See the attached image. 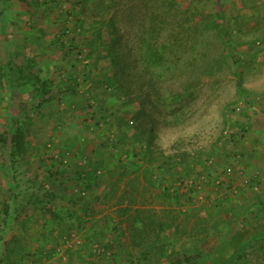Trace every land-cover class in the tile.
I'll use <instances>...</instances> for the list:
<instances>
[{"label": "rangeland", "instance_id": "374dc122", "mask_svg": "<svg viewBox=\"0 0 264 264\" xmlns=\"http://www.w3.org/2000/svg\"><path fill=\"white\" fill-rule=\"evenodd\" d=\"M260 215L264 0H0V264H199Z\"/></svg>", "mask_w": 264, "mask_h": 264}, {"label": "trees", "instance_id": "16d2710c", "mask_svg": "<svg viewBox=\"0 0 264 264\" xmlns=\"http://www.w3.org/2000/svg\"><path fill=\"white\" fill-rule=\"evenodd\" d=\"M103 78H104V83L108 85L115 84L116 78L114 79V77L111 76L109 73L104 74ZM11 150H12V155L14 156L17 155L18 153L23 152L24 150V134L21 128H17L14 133ZM258 220L259 221L257 222V224L261 225V227L260 226L255 227L254 230L256 229L255 231L256 233L250 236V238L248 239L245 238L246 233L247 234L249 233L248 227L246 225L245 231L244 230L237 231L235 235L225 244V247H220L218 251L213 255H211V257L207 261H204L199 264H226V263L232 264L233 262H236L237 260L241 259L242 254L246 251L248 247L251 246L252 242L264 236V215H260ZM251 230H253V228ZM227 251H229L228 259L221 260L220 256L226 255ZM218 257L220 260L218 259Z\"/></svg>", "mask_w": 264, "mask_h": 264}]
</instances>
